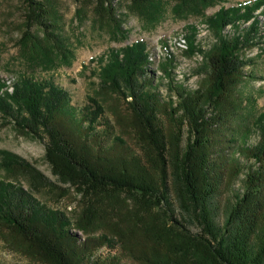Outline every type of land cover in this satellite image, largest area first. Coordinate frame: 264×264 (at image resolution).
Masks as SVG:
<instances>
[{"label": "trees", "instance_id": "1", "mask_svg": "<svg viewBox=\"0 0 264 264\" xmlns=\"http://www.w3.org/2000/svg\"><path fill=\"white\" fill-rule=\"evenodd\" d=\"M132 2L147 20H157L151 9L157 1ZM192 2L198 9L214 4ZM23 4L21 58L27 67L45 70L31 67L11 83L0 78V121L45 143L58 183L18 155L0 151L8 173L0 177V237L11 250L42 264H122V258L128 264H264V111L255 98L245 120L234 125L244 117L245 101L236 91L250 77L245 69L254 65L246 52L258 46L264 52L258 16L264 0L223 7L207 17L216 37L208 50L187 35V53L205 57L207 79L194 92L176 86L169 67L163 68L168 97L161 92L149 42L111 49L101 60L100 88L123 103L124 110L113 107L116 123L95 96L75 108L71 93L51 75L55 61L46 57V47L56 49L63 62L70 54L57 33L54 0ZM95 13L118 23L114 0H96ZM34 29L43 35L35 37ZM253 134L258 141L250 145ZM123 135L134 140L138 153ZM236 149L252 164L244 167L231 158ZM244 171L243 191L222 208L220 198ZM72 191L83 204L75 221L69 211L35 195L47 192L60 201ZM106 247L110 253L120 249L121 256L106 257Z\"/></svg>", "mask_w": 264, "mask_h": 264}, {"label": "rangeland", "instance_id": "2", "mask_svg": "<svg viewBox=\"0 0 264 264\" xmlns=\"http://www.w3.org/2000/svg\"><path fill=\"white\" fill-rule=\"evenodd\" d=\"M192 1L194 0H154L156 7L152 6L151 9L157 12V20L151 21L134 7L132 0H114L118 19V23H114L115 27L111 22H107L109 16H97L95 13L96 0L92 2L83 0V3H78L76 0H54L57 33L70 54L68 53V60L63 62L56 49L46 47V57L55 61L50 63L54 65L52 68L56 69L51 75L60 86L71 93L72 105L75 108H84L88 103V97L95 96L104 105L109 118L116 123L113 107L119 105L124 110V106L117 96L101 90V60L111 49H120L139 40H145L149 42L151 50L155 51V63L151 66L156 74V82L162 85L161 92L165 96L168 97L167 81L169 80L163 72V68L166 67L170 68L169 71H173L176 86H183L190 92L198 90L207 79L204 73L205 57L200 52L189 55L187 53L188 40L186 44V42H181L182 38L186 40L187 35L193 34L196 47L208 50L216 42V37L206 18L214 15L223 7L229 9L254 0H214L213 5L204 6L201 9L196 8ZM24 9L23 0H0V78L9 83L13 82L21 72L32 71L29 70L31 67L37 71L45 70L41 67H27L22 61L19 43L25 28ZM259 13L260 11L257 14ZM258 16L264 23V14L260 13ZM232 30L231 27H227L225 32L231 34ZM33 35L40 37L43 34L38 29H34ZM166 45L173 59H168ZM246 54L254 65L245 69V73L250 77H247L236 91L238 97L245 99L243 112L240 110L244 117L236 119L234 122L236 126L250 113L249 108L252 106L249 100L251 98L256 99L258 111H264V52L258 46ZM173 98L175 99L174 96ZM164 121L166 126L170 127V123ZM1 123L2 120L0 121V151L5 150L18 155L38 168L52 182L58 183L46 159L45 143L22 133L13 125L3 126ZM121 138H124L128 146L138 153L139 148L134 140L124 135ZM183 140L185 143L186 135ZM257 141V134L249 138L250 145H255ZM238 151L239 149H236L235 154L231 152V158L240 161L244 167L251 165L252 161L248 160L247 155L238 153ZM2 166L3 163L0 162V177L8 176ZM245 175L244 171L237 178L234 186L231 189L228 188L220 198L222 208H225L228 201L234 199L235 193L243 191ZM18 179L25 189H30L26 179L22 177ZM35 195L52 208L69 211L74 221L83 208L81 197L74 191L69 197L60 201L56 198L57 196L47 192ZM190 229L194 233L199 232L196 223H191ZM75 232L80 237H85L82 231L75 230ZM102 253L106 257L112 253L121 256V250L118 248L112 253L107 247L102 248ZM121 263L128 264L130 260L122 258ZM0 264L42 263L34 262L18 252H13L5 240L0 237Z\"/></svg>", "mask_w": 264, "mask_h": 264}, {"label": "bare ground", "instance_id": "3", "mask_svg": "<svg viewBox=\"0 0 264 264\" xmlns=\"http://www.w3.org/2000/svg\"><path fill=\"white\" fill-rule=\"evenodd\" d=\"M186 41H187V39L185 40L184 38H182V40H181V42H186ZM187 42H186V44H187Z\"/></svg>", "mask_w": 264, "mask_h": 264}]
</instances>
